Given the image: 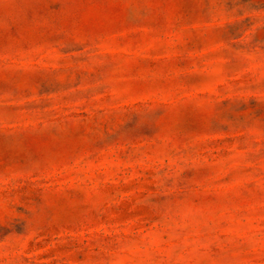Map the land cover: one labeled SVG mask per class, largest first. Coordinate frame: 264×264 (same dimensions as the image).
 Instances as JSON below:
<instances>
[{
  "label": "rangeland",
  "instance_id": "obj_1",
  "mask_svg": "<svg viewBox=\"0 0 264 264\" xmlns=\"http://www.w3.org/2000/svg\"><path fill=\"white\" fill-rule=\"evenodd\" d=\"M0 264H264V0H0Z\"/></svg>",
  "mask_w": 264,
  "mask_h": 264
}]
</instances>
